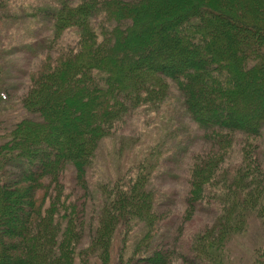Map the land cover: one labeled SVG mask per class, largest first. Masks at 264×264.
I'll return each mask as SVG.
<instances>
[{"label":"trees","instance_id":"obj_1","mask_svg":"<svg viewBox=\"0 0 264 264\" xmlns=\"http://www.w3.org/2000/svg\"><path fill=\"white\" fill-rule=\"evenodd\" d=\"M51 1L42 11L31 9L32 15L49 14L47 21L57 29L76 26L88 52L83 56L80 49L73 55L76 67L69 54L41 64L20 100H12L13 87L0 88V100L6 103L0 112V264H170L172 257H184L186 264L236 263L230 253L250 214L264 224V162L253 165L264 157V0H252L255 5L247 10L231 0L190 3L183 21L171 22L174 16L156 20L158 32L147 45H133L130 36L116 38L120 27L129 34L136 30L139 0ZM4 2L0 0V9L5 13ZM170 26L172 33H164ZM172 34L175 42L169 41ZM47 39L42 27L24 45L25 52L36 54L37 44ZM24 41L8 44L4 48L12 49L4 53L16 54ZM207 59L221 67L218 76L212 77ZM11 66L9 60L0 61V84L10 80ZM245 71L247 85L260 81L259 88L241 90ZM174 86L208 148L194 158L188 197L179 199L175 217L165 220L167 209L160 206L158 190L145 173L157 168L148 164L154 161L152 152L136 158L129 169L120 166L115 175L103 174L96 183L92 171L111 128L131 110L143 117L155 115ZM233 100L243 108L240 103L228 107ZM236 149L245 153L239 168H250L246 173L251 179L229 175L230 169L217 179L220 164ZM67 173L73 184L63 200ZM50 178L54 183L45 185ZM210 184L228 185L220 199L223 211L185 238L183 227L197 224L189 210L196 211ZM42 189L41 205L33 194ZM184 203L187 211L179 209ZM85 204L93 209L89 223L79 217ZM170 238L169 248L160 244ZM261 240L250 264H264Z\"/></svg>","mask_w":264,"mask_h":264},{"label":"rangeland","instance_id":"obj_2","mask_svg":"<svg viewBox=\"0 0 264 264\" xmlns=\"http://www.w3.org/2000/svg\"><path fill=\"white\" fill-rule=\"evenodd\" d=\"M72 1L76 2L77 0ZM139 1H141L139 2L140 6L135 7L138 9V12L133 17L135 24L134 28H136V30L129 34V32L127 33L125 29H122L123 27H120L121 32H119V35H116V38L119 40L122 37H132L134 40L133 45H147V43H151L149 38L151 35L153 36V34H157L158 32V25H154L156 20L162 16L166 17L167 19L168 17L171 18L174 16L171 22H181L183 21L181 18L185 13L186 8L190 6V3L192 4L194 2H198L199 0ZM231 1L232 3L240 5L243 10H247L249 7H254L255 5V1L252 0ZM47 2L53 3L51 0H5L4 3L6 7L4 9L5 13L10 16L9 18L6 15L2 17V15L5 13L3 12V9H0L1 17L4 18L2 20V24L0 25V61L6 59L11 61L12 65V70H9L11 76L9 78L10 80L7 83H1L0 88H5L6 90L7 87H13L15 93H13L12 100L14 101L22 99V97L26 95L31 89L33 79L38 74L41 64L47 62L49 59L57 62L60 58L69 54L67 57L71 56L70 58L73 63L72 67H76L78 65L75 63L76 59L73 55L79 54L80 49L83 51V56H85L88 52L84 47H81L80 42L82 39H84V35L81 34L76 26L72 25L64 27V29H57L54 22L50 24L47 21V17L50 16L49 14L44 15L42 13H36L34 16L32 15L31 9H36L39 7L37 11H42ZM222 2L229 3V0H222ZM136 3L137 2L135 1L134 4ZM262 9L264 10V5H262ZM51 14L54 17V14ZM204 19L207 20V18ZM171 22L169 23L171 24ZM7 26H9V31H7ZM42 27L44 28L45 34H48L49 39L46 40L47 42H45V44H37L38 47L36 48V54L30 51V56L27 52H25L24 47L29 42L33 41L36 34L40 35ZM171 28H173V26L166 28L164 33L171 32ZM9 32V37H7L6 35ZM212 36H214V34H212ZM173 37L174 34L170 36L169 41L175 42ZM23 39H25V41L22 42V50L20 47L16 48V54L14 55H6L4 53L9 52L12 49H5L8 44ZM36 41L38 42L39 39H36ZM130 45L133 46L131 42ZM207 63H209L208 65L214 71L212 77L214 78L215 76H218V73L221 71V67H216L214 61L211 62L210 59H207ZM18 64L22 67L26 76H23L19 69H16V67L19 68ZM248 64H251V62H248ZM240 67L241 65L239 64L238 68L240 69ZM246 73L247 72L245 71L244 78L241 82V90H248L246 88H248L250 85L251 88H259L258 84L260 81H256L255 84L247 85V83H249L247 76L249 73ZM219 85H222L221 82ZM261 88L263 89L261 90L264 92V87L261 86ZM177 91L178 90L174 86L172 92L170 93L171 95L168 96L161 105L162 110L155 115H145L146 117H143L142 113L133 114L134 112H131L132 110L129 112L130 114L128 116L124 115L121 121H119L120 123H116L111 128L109 134L110 137L105 140L102 149H100V152L97 154V158L99 160H97L95 168L92 171V180L94 183H96L98 182L96 178L101 177L103 174L115 175L119 171L120 166H122L123 169H129L133 166L134 160L136 158L152 152L154 154V161H148V164H156L157 168H153L149 172L145 173L149 175L153 184L155 185V188L158 190L160 206H162V208L164 207V209H167L164 210L168 214L164 215L165 220L174 218L176 213L174 212V207L177 206L179 199L184 200L188 197L190 184H192V170L195 165L194 158L196 156H201V151H203L205 148H208L204 146L203 140H201L203 131L199 128L198 123L190 117V113L188 112L184 102L185 98L180 92L179 94ZM233 102L234 100L227 104L228 107L231 105L235 106L236 104L238 105L240 103V106L243 108L241 101L235 103ZM260 102L261 101L259 100L258 103L251 105L252 107H256V104H260ZM5 106L6 103L0 100V112L2 109H5ZM240 106L239 108L241 109ZM3 118L5 120L9 118L6 116L5 112L3 114ZM261 145H263V143H261ZM219 152H217V154ZM244 155L245 153H242L239 151V149H236L235 153H231L229 157H226L225 161L220 164L221 175H217V179L222 180L224 178V174L222 173H224L226 169L231 170L229 175H236L238 173L239 177H249L246 171H248L250 168L245 170L239 168L241 162L243 161L242 158ZM256 159V163L253 164L255 166L261 164L262 161L264 162L263 156H258ZM93 173L95 174V177H93ZM250 179L251 177H249V180ZM54 181V178H50L49 180L45 181V185H52ZM72 184V175L67 173V176L64 178V191L61 192V198L63 200L70 196L69 189H71ZM222 184L208 185L205 198L199 202L198 206H196V211L193 209L189 210L190 213H195L197 216L195 219L197 224L186 225L183 227L185 228V238L193 236L195 231L198 232L203 227L202 225L209 223V219L215 213L216 216L220 212L222 213L223 210L220 199L222 196H224V194L228 193L227 190L229 189L228 185L226 187ZM228 184L234 186L236 182L230 181ZM94 191H96V188H93V192ZM44 193L45 189H42L39 192L34 190L33 195H35V201L37 200L41 205V200L44 196ZM54 196L55 194L52 193L51 197ZM28 197L24 198V200H28ZM55 198H57V196H55ZM215 198L218 200H215ZM72 200L73 196L70 201ZM89 201L90 200L87 202ZM92 201L94 205H97V200ZM181 204H183V202H181ZM213 208L215 210L211 211ZM83 209L84 212H81L79 215L80 221H83L84 216V221L89 223L91 221L93 209L89 210V206L86 204L84 205ZM179 209H184L187 211V206L184 203V205H181ZM198 212H201V214ZM199 215H201V218ZM254 216L255 213L250 214L244 234L239 236V239L234 241V245L237 246L230 253V258L236 256V263L233 264H250L254 258L255 252L258 250V247H261V243L263 242L261 237L264 238V224L261 223L259 218H254ZM178 224H180L179 220L175 222L176 227ZM174 230L175 228L172 226V231ZM258 231L260 234L259 236ZM170 240L171 238L166 239L161 241L160 244L169 248L168 244L172 241ZM172 248L175 250L173 246ZM183 258L181 259L172 257V262L170 264H186Z\"/></svg>","mask_w":264,"mask_h":264}]
</instances>
